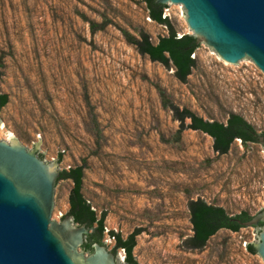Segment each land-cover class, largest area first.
I'll list each match as a JSON object with an SVG mask.
<instances>
[{
    "label": "rangeland",
    "instance_id": "1",
    "mask_svg": "<svg viewBox=\"0 0 264 264\" xmlns=\"http://www.w3.org/2000/svg\"><path fill=\"white\" fill-rule=\"evenodd\" d=\"M165 6L176 35H193L185 7ZM91 21L105 26L92 32ZM122 29L145 32L154 43L169 33L143 0H0V93L8 96L0 115L11 120L0 140L23 138L54 167L82 166L81 193L104 216L105 245L115 244L110 232L125 239L139 230L138 264H264L248 250L264 226L219 229L200 249L184 245L193 234L190 200L229 216L264 208V144L234 139L221 154L210 135L191 128L172 141L179 121L158 92L204 120L226 122L234 113L264 134L263 71L252 59L240 69L199 42L195 67L181 82L172 67L139 53ZM72 188L63 179L57 221ZM116 255L124 264L125 251Z\"/></svg>",
    "mask_w": 264,
    "mask_h": 264
},
{
    "label": "water",
    "instance_id": "2",
    "mask_svg": "<svg viewBox=\"0 0 264 264\" xmlns=\"http://www.w3.org/2000/svg\"><path fill=\"white\" fill-rule=\"evenodd\" d=\"M183 5L193 36L212 46L242 69L251 59L264 73V0H156ZM10 119L0 115V127ZM257 140L264 144V136ZM39 151L0 140V264H120L106 245L93 243L92 253L79 250L88 233L66 214L57 221L65 167L47 164ZM241 227L264 224V209L250 219H236ZM264 259V232L252 244Z\"/></svg>",
    "mask_w": 264,
    "mask_h": 264
},
{
    "label": "trees",
    "instance_id": "3",
    "mask_svg": "<svg viewBox=\"0 0 264 264\" xmlns=\"http://www.w3.org/2000/svg\"><path fill=\"white\" fill-rule=\"evenodd\" d=\"M143 1L146 4L149 18L158 24L165 25L169 33L166 36L159 37L158 41L154 43L145 32H139L138 35H133L129 31L122 29L121 32L125 40L134 45L139 53L147 55L151 60L158 61L167 68L172 67L175 70L174 73L178 80L185 82L187 76L196 64L195 58L192 56L199 47L196 37L190 34H183L178 37L168 18L166 16L163 17L166 6L157 3L156 0ZM104 26L105 23L90 22L92 32L101 30ZM158 92L162 104L165 107H170L173 118L179 121L180 127L173 135L172 141H178L180 134L186 128L200 130L210 135L213 138L214 150L221 154L229 150L234 139H240L244 144L246 142L258 141L257 133L253 126L238 114H230L226 122L207 121L187 108L179 109V107L171 104L163 89L158 88ZM7 101V94L0 93V110ZM187 118L191 122L185 126L184 121ZM93 121V129L96 135L99 136L98 123L95 122V119ZM262 135L264 136V134ZM82 178L83 168L82 166H77L69 170L60 171L57 179H70L73 182V188L69 195V209L67 214L72 216L74 221L79 224H85L87 227L96 225L93 236H89V242L85 243L86 249H90L92 242L105 245L103 241L104 216L97 218L95 211L91 209L90 204L83 197L81 193ZM187 206L193 234L184 240V245L190 249H200L205 246L208 239L221 228L229 227L233 231H238L241 226L237 223L236 219L246 221L251 218V215L247 212L229 216L222 207L208 204L202 199L190 200ZM110 233L115 240V244L111 249L112 252L116 254L118 249H123L125 251V261L128 264H138L133 257L132 250L136 244L135 238L139 234V230H135L125 239L118 233ZM248 250L255 253L252 244L248 245Z\"/></svg>",
    "mask_w": 264,
    "mask_h": 264
},
{
    "label": "flooded vegetation",
    "instance_id": "4",
    "mask_svg": "<svg viewBox=\"0 0 264 264\" xmlns=\"http://www.w3.org/2000/svg\"><path fill=\"white\" fill-rule=\"evenodd\" d=\"M260 134H257V137L259 136ZM264 209V208H263ZM66 215V214H65ZM65 215H62V217L60 218V220L58 221V222H61V220H62V218L65 216ZM72 217V216H71ZM73 218V217H72ZM73 224H76V225H78V226H81L82 224H79V223H77V222H75L74 221V219H73ZM86 226V225H85ZM96 226V225H95ZM95 226H92V227H87L86 226V228L88 229V233L87 234H84V242H83V244H82V246L81 247H79V250H84V252L86 253V255H88V254H90V253H92V251H93V248H92V245H93V243H97V242H92L91 244H90V246H91V248L90 249H86V247H85V243H87V242H89L88 241V238H89V236H93V234H94V232H95ZM264 226V224L263 223H260V225H259V227H263ZM221 229H229V227H224V228H221ZM229 230H231V229H229ZM231 231H233V230H231ZM234 232H236V231H234ZM107 247V246H106ZM108 248V247H107ZM109 251H111L112 252V250H110V249H108ZM117 256V255H116ZM124 261H125V257H124ZM124 264H128L126 261L124 262Z\"/></svg>",
    "mask_w": 264,
    "mask_h": 264
},
{
    "label": "built area",
    "instance_id": "5",
    "mask_svg": "<svg viewBox=\"0 0 264 264\" xmlns=\"http://www.w3.org/2000/svg\"><path fill=\"white\" fill-rule=\"evenodd\" d=\"M163 17H165V14L163 13ZM178 37H180V36H178ZM113 239H114V237H112Z\"/></svg>",
    "mask_w": 264,
    "mask_h": 264
}]
</instances>
